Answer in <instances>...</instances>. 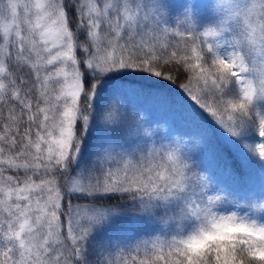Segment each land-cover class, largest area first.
Listing matches in <instances>:
<instances>
[{
  "label": "snow or ice",
  "instance_id": "obj_1",
  "mask_svg": "<svg viewBox=\"0 0 264 264\" xmlns=\"http://www.w3.org/2000/svg\"><path fill=\"white\" fill-rule=\"evenodd\" d=\"M0 264H264V0H0Z\"/></svg>",
  "mask_w": 264,
  "mask_h": 264
},
{
  "label": "trees",
  "instance_id": "obj_2",
  "mask_svg": "<svg viewBox=\"0 0 264 264\" xmlns=\"http://www.w3.org/2000/svg\"><path fill=\"white\" fill-rule=\"evenodd\" d=\"M170 3L173 5V11H175V10H176V6H177L178 3H179V0H170ZM204 18H205V17H202V19H204ZM183 80H184V77L181 76L180 80L177 81V83L183 82ZM136 102L147 108V106H146V102H145V101L142 100V101H136ZM151 107H152L153 110H154V112L151 113L154 117L159 118V117H163V116L165 115V112H164V111H163L158 105H153V106H151ZM181 127H183L185 130H187V131L190 132V133H195V132L197 131V129L194 128V127H193L192 125H190V124H182ZM221 135H222V133H220L219 130H215V131H214V136L219 137V136H221ZM258 143H259L258 141H254V142H252V147L255 148V147L257 146ZM256 166H257V169H259L258 161L256 162ZM252 171H253V172L256 171V169H255L254 166H253ZM223 207H224L225 209H227V210H237L236 206L233 205V204H225ZM239 211H240L241 213H243L244 211H246V209L243 208V206H241L240 209H239Z\"/></svg>",
  "mask_w": 264,
  "mask_h": 264
},
{
  "label": "rangeland",
  "instance_id": "obj_3",
  "mask_svg": "<svg viewBox=\"0 0 264 264\" xmlns=\"http://www.w3.org/2000/svg\"><path fill=\"white\" fill-rule=\"evenodd\" d=\"M140 101H142V100H140ZM153 105H155V104H152V103H146L147 109H148V111H149L150 113H153V112H154L153 108L151 107V106H153Z\"/></svg>",
  "mask_w": 264,
  "mask_h": 264
}]
</instances>
